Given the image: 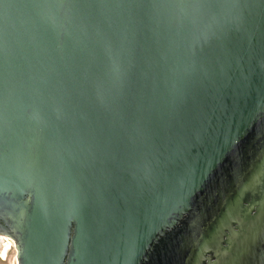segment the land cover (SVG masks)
Listing matches in <instances>:
<instances>
[{"label":"water","instance_id":"obj_1","mask_svg":"<svg viewBox=\"0 0 264 264\" xmlns=\"http://www.w3.org/2000/svg\"><path fill=\"white\" fill-rule=\"evenodd\" d=\"M18 264H264V0H0V241Z\"/></svg>","mask_w":264,"mask_h":264},{"label":"rangeland","instance_id":"obj_2","mask_svg":"<svg viewBox=\"0 0 264 264\" xmlns=\"http://www.w3.org/2000/svg\"><path fill=\"white\" fill-rule=\"evenodd\" d=\"M0 264H18L16 249L8 240L0 246Z\"/></svg>","mask_w":264,"mask_h":264},{"label":"bare ground","instance_id":"obj_3","mask_svg":"<svg viewBox=\"0 0 264 264\" xmlns=\"http://www.w3.org/2000/svg\"><path fill=\"white\" fill-rule=\"evenodd\" d=\"M7 240H8L12 245H14V244H13V241H12L11 239H9V238H4L3 240L0 241V246L2 245V243L6 242Z\"/></svg>","mask_w":264,"mask_h":264},{"label":"snow or ice","instance_id":"obj_4","mask_svg":"<svg viewBox=\"0 0 264 264\" xmlns=\"http://www.w3.org/2000/svg\"><path fill=\"white\" fill-rule=\"evenodd\" d=\"M6 250V249H5Z\"/></svg>","mask_w":264,"mask_h":264}]
</instances>
